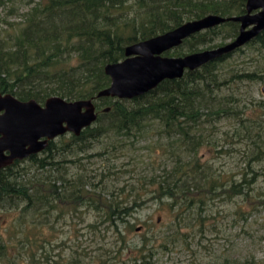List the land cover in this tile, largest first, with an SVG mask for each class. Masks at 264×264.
Masks as SVG:
<instances>
[{
    "label": "trees",
    "instance_id": "1",
    "mask_svg": "<svg viewBox=\"0 0 264 264\" xmlns=\"http://www.w3.org/2000/svg\"><path fill=\"white\" fill-rule=\"evenodd\" d=\"M15 3L32 6L21 20L0 25V93L41 104L54 95L66 100L92 98L97 118L79 135H60L39 154L0 169V210L16 211L5 228L11 237L0 236V264H63V249L52 256L55 246L63 242L56 244L43 229L53 231L65 215L79 209L95 212L97 222L107 224L105 230L118 232L121 243L116 258L128 248L119 224L126 232L128 218L148 201L165 202L175 211L177 224L193 216L203 221V213L216 197L228 202L238 197L239 213L245 206L264 208V189L256 188L263 172L255 168L264 162V101L241 104L234 85L220 95L226 84L262 78L257 70L222 77L220 65L241 47L186 70L179 78L164 79L137 97L96 96L110 84L104 66L124 59L127 45L208 14H243L246 0H0L1 5L10 4L8 14L14 12ZM238 30V22L225 21L190 35L163 55L181 56L203 50L200 46L217 47L223 40L233 39ZM217 39L220 42L214 43ZM245 45L264 49V30ZM221 120L233 121L234 127L219 131ZM154 134L167 141L173 150L170 157L176 156L168 172L143 176L136 187L127 188L123 181L122 186L111 189L108 182L118 184L125 172L112 176L100 166L87 167L94 159L116 161L128 148L127 141ZM221 140L220 146L227 149L215 150L218 156L236 145L245 146L239 181L235 174L219 181L220 172L199 155L202 148L209 150ZM97 146L100 150L93 152ZM23 161L28 164L22 165ZM97 222L87 227L97 228ZM188 225L187 221L169 230L158 248L167 251L175 246L177 234H183L181 227ZM198 231L201 237L202 223ZM151 244L149 237L142 238L133 260L153 264Z\"/></svg>",
    "mask_w": 264,
    "mask_h": 264
},
{
    "label": "rangeland",
    "instance_id": "2",
    "mask_svg": "<svg viewBox=\"0 0 264 264\" xmlns=\"http://www.w3.org/2000/svg\"><path fill=\"white\" fill-rule=\"evenodd\" d=\"M10 4H0V25L5 26L3 21L16 22L21 20L22 13L28 11L32 4L23 3L14 4V12L8 14ZM217 39L214 43L220 42ZM230 39L223 40L224 43ZM206 47L200 46L199 49ZM187 53L186 46L183 48ZM261 51V52H260ZM257 50L255 46H242L241 51H235L230 57L220 65L222 77L227 76L230 72L235 71H260L262 78L256 82L244 81L229 83L222 87L220 95L230 92V88L234 85V92H238L241 104L250 103V101H264V49ZM255 103V102H254ZM234 122L221 120L217 123L219 131H230L234 126ZM220 137L219 134H217ZM57 140V139H55ZM216 142V141H215ZM224 141H217L216 145L211 149L202 148L199 152L202 160L207 159L212 169L221 177L222 181L235 174L236 181L240 176L244 167V159H246L243 150L245 146L242 144L234 146L229 153L218 156L215 150L221 148ZM128 148L121 157L116 161L113 159L97 161L94 159L87 167L89 169L98 168L99 166L105 170V174L112 176H121L120 182L110 181V188L120 187L126 182L127 188L136 187L139 178H146L154 175H161L168 172L174 166L173 158L170 152L173 151L167 146L165 139L157 138V135L143 137L137 140L130 139L127 141ZM227 149V146L222 147ZM229 149V148H228ZM100 147H95L93 152L99 151ZM249 156V155H248ZM114 163V164H113ZM27 161H23L22 165H27ZM112 165H118L112 168ZM258 171L263 172L259 176L256 188L264 189V162L256 165ZM142 181V180H140ZM140 183V182H139ZM149 186H147L148 188ZM218 197L214 198L213 204L206 210L203 215V221L196 217L184 218L178 224L189 225L181 227L183 234H177V242L175 246L169 250L159 249V244L163 242V236L178 226L175 222V211L168 209L166 203L162 204L155 201H148L141 209L136 211L128 218L129 227L127 231L123 225L119 224L118 230L120 236L126 240L128 248L124 249L116 258V251L121 243L118 232L114 229H106L107 225L98 223V217L95 212L84 211L83 209L71 211L64 216L63 221L57 223L53 231L47 228L43 231L52 236L55 243L60 241L63 245L55 246L52 256L56 257L63 249V264H139V260L134 261L137 255L136 248L141 245L142 238H148L152 242L151 247L155 255L151 261L153 264H264V208L258 207L257 210L243 207L237 212V205L240 203L238 197L232 201H219ZM242 207V205L240 206ZM16 215V211L0 210V236L5 239L11 237L10 232H5L6 225L12 222V218ZM72 215V216H71ZM181 221H185L181 222ZM97 222V228L87 227L90 223ZM203 227L202 236L199 237L198 229ZM195 235V236H193ZM15 242V240H14ZM69 263H68V262ZM22 264H26L23 262ZM37 264H50L38 261Z\"/></svg>",
    "mask_w": 264,
    "mask_h": 264
},
{
    "label": "water",
    "instance_id": "3",
    "mask_svg": "<svg viewBox=\"0 0 264 264\" xmlns=\"http://www.w3.org/2000/svg\"><path fill=\"white\" fill-rule=\"evenodd\" d=\"M225 21L239 23L238 34L230 41L181 56L163 55L190 35ZM263 30L264 0H246L245 12L240 15L223 17L208 14L186 21L162 34L127 45L124 59L104 66L110 84L98 91L96 96L137 97L155 88L164 79L179 78L186 70L196 69L234 52ZM96 118L92 98L66 100L54 95L46 98L41 105L35 99L19 100L11 93H0V169L44 150L51 140L60 135L68 132L79 135Z\"/></svg>",
    "mask_w": 264,
    "mask_h": 264
},
{
    "label": "flooded vegetation",
    "instance_id": "4",
    "mask_svg": "<svg viewBox=\"0 0 264 264\" xmlns=\"http://www.w3.org/2000/svg\"><path fill=\"white\" fill-rule=\"evenodd\" d=\"M40 104H41V103H40ZM41 105H43V103H42ZM40 151H42V150H40ZM40 151H39V152H35V153L31 154V155L39 154ZM31 155H29V156H31ZM29 156H28V157H29ZM28 157H25V158H23V159H20L19 161L24 160V159H26V158H28ZM15 161H17V160H15ZM15 161H14V162H15ZM14 162H13V163H14ZM13 163H12V164H13Z\"/></svg>",
    "mask_w": 264,
    "mask_h": 264
}]
</instances>
